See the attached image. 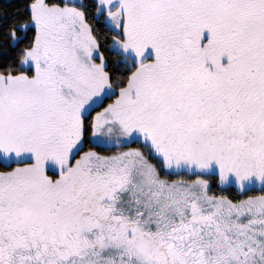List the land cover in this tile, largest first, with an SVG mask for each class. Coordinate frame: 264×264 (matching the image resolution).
Wrapping results in <instances>:
<instances>
[{
  "label": "snow or ice",
  "instance_id": "6c2138e0",
  "mask_svg": "<svg viewBox=\"0 0 264 264\" xmlns=\"http://www.w3.org/2000/svg\"><path fill=\"white\" fill-rule=\"evenodd\" d=\"M0 264H264V0H3Z\"/></svg>",
  "mask_w": 264,
  "mask_h": 264
},
{
  "label": "trees",
  "instance_id": "16d2710c",
  "mask_svg": "<svg viewBox=\"0 0 264 264\" xmlns=\"http://www.w3.org/2000/svg\"><path fill=\"white\" fill-rule=\"evenodd\" d=\"M3 2V0H0V3H2Z\"/></svg>",
  "mask_w": 264,
  "mask_h": 264
}]
</instances>
